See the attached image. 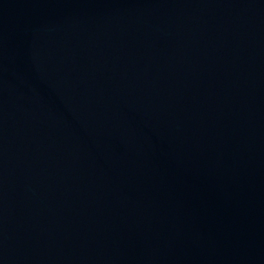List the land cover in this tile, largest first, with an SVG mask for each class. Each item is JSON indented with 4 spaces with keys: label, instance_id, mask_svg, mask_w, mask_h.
Returning a JSON list of instances; mask_svg holds the SVG:
<instances>
[{
    "label": "water",
    "instance_id": "1",
    "mask_svg": "<svg viewBox=\"0 0 264 264\" xmlns=\"http://www.w3.org/2000/svg\"><path fill=\"white\" fill-rule=\"evenodd\" d=\"M0 264H264V0H0Z\"/></svg>",
    "mask_w": 264,
    "mask_h": 264
}]
</instances>
